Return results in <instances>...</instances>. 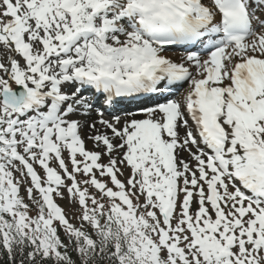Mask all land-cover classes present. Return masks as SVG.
<instances>
[{
  "label": "snow or ice",
  "instance_id": "1",
  "mask_svg": "<svg viewBox=\"0 0 264 264\" xmlns=\"http://www.w3.org/2000/svg\"><path fill=\"white\" fill-rule=\"evenodd\" d=\"M0 264H264V0H0Z\"/></svg>",
  "mask_w": 264,
  "mask_h": 264
},
{
  "label": "rangeland",
  "instance_id": "2",
  "mask_svg": "<svg viewBox=\"0 0 264 264\" xmlns=\"http://www.w3.org/2000/svg\"><path fill=\"white\" fill-rule=\"evenodd\" d=\"M66 206H67V204H66Z\"/></svg>",
  "mask_w": 264,
  "mask_h": 264
}]
</instances>
